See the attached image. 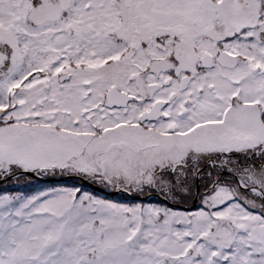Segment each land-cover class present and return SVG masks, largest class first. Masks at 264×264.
<instances>
[{
  "label": "snow or ice",
  "instance_id": "1",
  "mask_svg": "<svg viewBox=\"0 0 264 264\" xmlns=\"http://www.w3.org/2000/svg\"><path fill=\"white\" fill-rule=\"evenodd\" d=\"M0 264H264V0H0Z\"/></svg>",
  "mask_w": 264,
  "mask_h": 264
},
{
  "label": "rangeland",
  "instance_id": "2",
  "mask_svg": "<svg viewBox=\"0 0 264 264\" xmlns=\"http://www.w3.org/2000/svg\"><path fill=\"white\" fill-rule=\"evenodd\" d=\"M38 185L42 186L41 184H37L36 187H37Z\"/></svg>",
  "mask_w": 264,
  "mask_h": 264
},
{
  "label": "trees",
  "instance_id": "3",
  "mask_svg": "<svg viewBox=\"0 0 264 264\" xmlns=\"http://www.w3.org/2000/svg\"><path fill=\"white\" fill-rule=\"evenodd\" d=\"M31 190V189H30Z\"/></svg>",
  "mask_w": 264,
  "mask_h": 264
}]
</instances>
